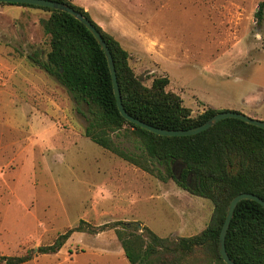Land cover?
Listing matches in <instances>:
<instances>
[{"label": "rangeland", "instance_id": "1", "mask_svg": "<svg viewBox=\"0 0 264 264\" xmlns=\"http://www.w3.org/2000/svg\"><path fill=\"white\" fill-rule=\"evenodd\" d=\"M258 1L71 0L118 40L144 85L165 76V90L191 116L212 108L264 120ZM46 16L0 3V256L31 248L32 257L20 264H129L112 228L74 231L55 252L35 253L80 219L136 221L169 238L200 231L211 202L85 137V121L66 90L27 57L48 49L39 25ZM114 140L135 149V141ZM182 264L205 263L189 256Z\"/></svg>", "mask_w": 264, "mask_h": 264}, {"label": "trees", "instance_id": "2", "mask_svg": "<svg viewBox=\"0 0 264 264\" xmlns=\"http://www.w3.org/2000/svg\"><path fill=\"white\" fill-rule=\"evenodd\" d=\"M63 2L79 11L94 25L113 61L122 106L127 114L164 129H186L199 125L218 110L206 108L195 116L181 104L180 97L165 90L168 79L157 76L144 85L128 62V52L103 31L87 12L71 0ZM31 7L47 12L39 19L48 49L43 56L33 50L27 57L54 78L68 93L85 124L83 135L113 155L154 175L172 179L188 193L208 199L211 213L195 234L162 237L136 221H112L91 225L79 220L57 233L35 253L55 252L74 231L97 233L114 230L129 264H182L187 257L205 264H225L218 249V233L229 199L237 193H252L264 200V129L235 118H223L191 135L161 136L125 120L117 111L102 50L90 32L71 15L48 7ZM254 17L264 16L259 0ZM135 141V149L115 138ZM179 167L178 177L172 167ZM227 256L236 264H264V209L255 201L242 199L234 206L224 236ZM32 257V249L16 255H1L0 263L20 264Z\"/></svg>", "mask_w": 264, "mask_h": 264}, {"label": "water", "instance_id": "3", "mask_svg": "<svg viewBox=\"0 0 264 264\" xmlns=\"http://www.w3.org/2000/svg\"><path fill=\"white\" fill-rule=\"evenodd\" d=\"M0 2L4 3H19V4H30V5H35V6H42V7H48L51 9H56L59 11H63L69 15H71L73 18L78 20L93 36L95 39L96 43L99 45L100 49L103 52V55L105 57L108 73H109V78H110V83H111V89L115 101V106L117 108L118 113L128 122L137 125L151 133H154L156 135H161V136H184V135H191L194 133H197L199 131H202L211 125H213L215 122H217L220 119L223 118H235L238 120H241L245 123L254 125L256 127L264 129V120L261 119H256L249 117L248 115L238 112V111H233V110H220L208 117L205 121L200 123L199 125L189 127L186 129H164L160 127H155L150 124H147L137 118H134L127 114L122 106L121 99H120V94L118 90V85L116 81V76H115V70L113 66V61L111 54L102 39L100 33L96 30L94 25L85 17L83 16L79 11H76L69 5L55 1V0H0ZM172 173L175 178L178 177L179 171L175 172L174 168L172 167ZM242 199H249L253 200L256 203H258L263 209H264V200H262L260 197L252 194V193H247V192H240L232 196L226 206V210L224 213L223 221L221 223L219 233H218V239H217V249L219 256L223 263L225 264H236L234 263L226 254L225 249H224V236L230 221V217L232 215L234 206L236 203Z\"/></svg>", "mask_w": 264, "mask_h": 264}]
</instances>
